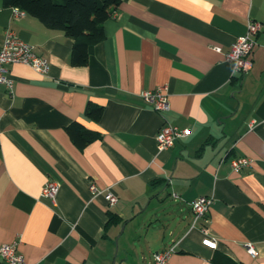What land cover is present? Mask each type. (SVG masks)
<instances>
[{"label":"crops","instance_id":"crops-1","mask_svg":"<svg viewBox=\"0 0 264 264\" xmlns=\"http://www.w3.org/2000/svg\"><path fill=\"white\" fill-rule=\"evenodd\" d=\"M16 9L0 0V45L10 29L49 69L9 64L12 92L0 84V244L19 242L23 264H153L169 246L167 264L219 253L264 264V0H121L82 66L69 61L70 37ZM249 19L261 23L252 65L233 72L225 54ZM159 87L162 112L140 95ZM88 102L102 106L98 120ZM72 121L100 136L78 148ZM166 121L190 132L158 150ZM235 156L252 161L236 172ZM49 180L54 200L41 194ZM201 195L212 202L193 222ZM109 212L125 221L105 227Z\"/></svg>","mask_w":264,"mask_h":264},{"label":"built area","instance_id":"built-area-1","mask_svg":"<svg viewBox=\"0 0 264 264\" xmlns=\"http://www.w3.org/2000/svg\"><path fill=\"white\" fill-rule=\"evenodd\" d=\"M17 10V9H16ZM18 14H25L24 11L18 9ZM261 28V23L257 20L249 19L246 22V30L242 35L237 36L231 43L229 50L225 54V58L233 62V72L243 73L251 68L252 62L250 53L256 43L255 36ZM22 63L32 67L35 71L44 75L49 69L48 59L38 55L33 47L20 39L12 30L7 29L4 32L3 41L0 45V84L4 85L8 92H12L13 79L8 70L9 64ZM141 97L158 111H166L169 109L164 87L145 89L140 93ZM188 128H180L169 122H164L155 135L158 150H164L171 147L174 140L185 137L189 134ZM248 156H235L230 159V168L233 171H240L251 163ZM91 191H96L93 183L89 185ZM58 190V184L49 180L45 183L41 190V194L51 200H54ZM105 198L107 204L112 206L117 201V196L110 190L105 189ZM212 198L201 195L190 202L193 212V222L199 217L205 215L210 207ZM19 242H10L0 244V263L1 264H23V255L18 250ZM202 243L209 247L215 246V240L205 237ZM247 252L255 255L256 251L252 243L245 244ZM174 252V247L169 246L153 253V264H167L168 258Z\"/></svg>","mask_w":264,"mask_h":264},{"label":"trees","instance_id":"trees-1","mask_svg":"<svg viewBox=\"0 0 264 264\" xmlns=\"http://www.w3.org/2000/svg\"><path fill=\"white\" fill-rule=\"evenodd\" d=\"M120 2L121 0H2L4 7L22 10L39 19L46 27L70 37L72 46L69 61L73 66L87 63L88 47L103 39V23L114 15ZM241 77L242 75L236 76L234 82H239ZM85 114L98 120L102 114V106L88 102ZM65 128L72 142L80 149L100 136L99 132L86 128L78 121L70 122ZM124 221L116 213L109 212L105 227L122 224ZM213 261L215 264H242L222 253L215 254Z\"/></svg>","mask_w":264,"mask_h":264},{"label":"rangeland","instance_id":"rangeland-1","mask_svg":"<svg viewBox=\"0 0 264 264\" xmlns=\"http://www.w3.org/2000/svg\"><path fill=\"white\" fill-rule=\"evenodd\" d=\"M145 214H147V212H145L144 215H145ZM144 215H142V216H144ZM147 217H148V219H150V216H149V215H148ZM140 218H141V217H138L137 219H135V221H134V222H135V225H139V224H140V223H139ZM142 218H143V217H142ZM132 224H134V223H132ZM141 242L144 243V240L142 239Z\"/></svg>","mask_w":264,"mask_h":264},{"label":"water","instance_id":"water-1","mask_svg":"<svg viewBox=\"0 0 264 264\" xmlns=\"http://www.w3.org/2000/svg\"><path fill=\"white\" fill-rule=\"evenodd\" d=\"M122 228H123V225H122ZM122 228H121V229H122Z\"/></svg>","mask_w":264,"mask_h":264}]
</instances>
